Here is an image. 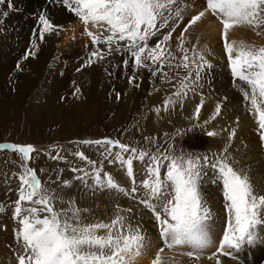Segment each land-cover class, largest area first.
<instances>
[{
  "label": "rangeland",
  "instance_id": "rangeland-1",
  "mask_svg": "<svg viewBox=\"0 0 264 264\" xmlns=\"http://www.w3.org/2000/svg\"><path fill=\"white\" fill-rule=\"evenodd\" d=\"M8 2L9 0H5V4L0 5V144L32 145L35 151L31 154V159L25 161L18 152L0 149V262L17 264L18 255L22 252L17 240V232L22 226L14 212L20 184L18 175L22 172L21 165L27 163L36 171L42 186L47 187L49 192L54 194L56 210L70 208L72 205L67 202L73 201L75 207L85 210L82 213L84 223H110L119 212L121 216L128 218L127 222L134 228L138 227L156 240L157 253L154 251L151 253L152 260L159 254L162 257V264H197L199 259L187 255L191 250L190 246H176L171 249L166 247L159 236L154 213L141 203L145 190L138 196V200L127 197L132 202L122 204L117 201V191L95 190L91 178L88 183H82L76 177L83 173L73 172L72 169L94 172L99 168L102 170V176L105 173L111 174L117 182L119 176L129 178L126 166L121 165L119 161L112 162V156L106 151L107 145L89 144L84 141L118 140L130 148H136L138 152H146L149 155L185 152L212 156L213 153L220 154L227 148L231 160L235 161V166L249 170L248 174L251 180H254L253 183L264 189V141L260 138L258 114L256 116L254 112L248 111L250 101L244 99L239 89L242 86L241 82L238 83L237 80V83H234L233 77L228 79L231 87L236 85L235 88L239 93L233 101L225 102L228 105L227 109L233 110L236 107L250 120L251 133L248 130L247 139H244L249 141V144L244 150L245 154H242L246 158L241 154L238 157L236 154L234 138L233 140L220 135L207 136L206 133L213 130L207 128L205 120H202L203 110L200 111L199 118H195L196 108L200 104L195 103L192 111H187L182 96L174 95L179 90L183 77L188 75V70L182 67V57L185 52L190 58L195 57L197 61L201 53L206 57L205 48L196 44L197 42H192L190 38L192 34H198L199 31L194 29L201 27L200 24H205L210 19H218L206 10V0H178L179 7L172 11L170 27L160 25L158 34L151 37L148 42L150 47H154L164 40V36L171 29H175L171 39L162 45L164 56L161 61L155 64L148 61L149 67H137L134 65V58L130 55L118 51L108 54L106 44L93 43L91 37L87 35L85 24L61 6L59 0H11L13 5L11 9L8 8ZM4 11L9 13L7 17L2 15ZM200 11H205V16L184 33L183 30L191 17ZM42 13L58 26L53 33L45 34V41L39 39L42 27L39 24V15ZM71 30L72 34L66 45L63 42L64 37ZM87 30L98 32V29L92 25H88ZM181 34L183 40L188 39L183 43L185 51H181ZM242 36L244 35L234 37V40L230 38L229 41L256 47L264 46V28L254 30L249 27L247 34ZM49 39H56L57 42H53V46L48 48ZM214 40L208 50L213 52L210 56L214 60L212 62L217 65L207 69L205 74H208V78L218 81L221 69L225 70L223 65L225 61L220 63L221 61L215 60L220 56L225 58L227 63L229 61L226 58L222 33L220 35L218 33ZM51 48L53 50L49 53ZM97 50L104 53V59L91 55ZM40 57L45 60L42 62ZM125 60L128 61L127 65L124 63ZM34 62H40V67H34ZM161 63H163L162 70ZM34 68L37 70H33ZM132 77H135V80H131ZM5 92L12 94L10 102L1 98L5 96L3 95ZM170 97L173 102L165 109L164 101ZM215 99L212 101L217 102L212 103L225 107L223 102L225 99ZM257 136L259 138H256ZM225 140L227 141L224 142ZM111 151L115 154L121 150L118 146H114ZM76 153H83L87 160ZM121 154L128 158L131 152ZM251 155H256L257 161L255 156ZM88 160L94 161L95 165H90ZM250 160L253 163L248 162ZM259 160L263 164L258 162ZM148 164L147 157L143 162L134 160V175L142 172L144 175L142 179H145L144 171ZM165 171L166 167L162 168V177ZM206 171L202 191L207 203L214 193L223 201L218 213L209 206L213 213L216 212L211 231L213 250L216 252L223 231L227 227V214L221 194L222 184L213 183V171L211 169ZM126 204L129 206H125ZM32 206L34 205L30 202L22 204V207ZM36 207L42 206L36 205ZM129 209L131 211H128ZM44 215L47 213H40L41 217ZM261 231L264 232V228ZM100 234H104V230H101ZM161 248L164 249L162 253ZM257 248L264 249V243L245 245L239 253L230 250L233 251L235 258L222 257L219 254L215 257L229 261L241 257L251 264H256L260 260L264 262V256L257 251ZM201 257L202 254L199 258Z\"/></svg>",
  "mask_w": 264,
  "mask_h": 264
},
{
  "label": "snow or ice",
  "instance_id": "snow-or-ice-1",
  "mask_svg": "<svg viewBox=\"0 0 264 264\" xmlns=\"http://www.w3.org/2000/svg\"><path fill=\"white\" fill-rule=\"evenodd\" d=\"M59 2L85 24L87 35L93 43L106 44L108 54L118 51L130 55L137 67H149L148 61L153 64L161 61L164 56L162 45L171 39L175 29H171L164 36V40L154 47H150L148 42L158 34L160 25L170 27L172 11L179 7L178 0ZM4 4L5 0H0V5ZM12 7L9 0L8 8ZM206 10L217 16L222 24L224 49L233 81L241 82L240 91L244 99L250 101L249 111L258 114L260 138L264 141V46L256 47L229 41V32L235 27H250L254 30L264 28V0H206ZM8 14L7 11L2 12L4 17ZM204 16L205 11L193 15L183 30L184 33ZM39 24L42 26L39 32L41 41L46 33H53L58 27L43 13L39 15ZM88 25L97 28L98 32L87 30ZM183 43L181 34V51H185ZM91 55L104 59V53L100 50L92 52ZM182 61V67L188 70V75L183 77L179 90L174 94L176 97L185 95L187 90L202 78L203 72L212 67L203 53L199 54L197 61L185 52ZM124 63L127 65L128 61L125 60ZM131 80H135V77ZM172 102L171 97L165 100L164 108L167 109ZM202 107L203 101L196 108L197 119ZM220 113L221 107L217 105L212 119ZM206 134L209 137L218 135L215 131H208ZM235 135L236 131L233 129L229 139ZM84 143L107 145L106 151L112 156V162L119 161L121 165L126 166L133 183L134 160L143 162L145 157L148 158L146 178L142 181L145 191L141 203L154 213L159 236L167 248L190 246L191 250L187 255L199 259V253L213 245L211 231L214 213L202 191L207 169L214 173L213 183L222 184L227 214V227L216 252L212 255L235 258L230 250L240 252L245 245L264 242V232L261 231L264 228V189L257 188L247 169L235 166L227 148L220 154L213 153L212 156L185 152L149 155L146 152H138L136 148H130L118 140L105 139ZM114 146H118L121 151L113 154L111 148ZM0 149L18 152L25 161L30 160L35 151L32 145L17 144H0ZM129 151L131 155L128 158L121 154ZM76 155L87 160L83 153ZM88 163L95 165L91 160H88ZM165 167L166 171L162 177L161 170ZM21 168L22 172L18 175V200L14 212L22 226L17 232V240L22 249L18 255V264H135L136 259L143 254L146 237L138 227L134 228L127 222V217L116 213L110 223H84L82 213L85 210L75 207L73 201L67 202L72 205L70 208L56 210L54 194L42 186L36 171L27 163L22 164ZM72 171L83 173L76 177L82 183H88L91 178L95 190H114L131 194L114 180L111 174L105 173L102 176V170L99 168L94 172L77 168ZM136 191V188L131 189V192ZM23 202H30L34 206L22 207ZM41 212H46L47 215L41 217ZM101 230H104V234H100ZM163 251L161 248L160 252ZM153 264H162L159 254ZM216 264H221L219 259Z\"/></svg>",
  "mask_w": 264,
  "mask_h": 264
},
{
  "label": "bare ground",
  "instance_id": "bare-ground-1",
  "mask_svg": "<svg viewBox=\"0 0 264 264\" xmlns=\"http://www.w3.org/2000/svg\"><path fill=\"white\" fill-rule=\"evenodd\" d=\"M75 16V15H74ZM199 26V25H198ZM201 27H199L198 29H194V31H199L197 35H194L192 34V36L190 37L191 38V41L192 42H197L196 44L198 45H202L203 48H205V53L207 52L206 54V58L207 60L210 61V63L212 64V66L214 65H217L216 63L212 62L214 60H212V57L210 56V54H212L213 52L211 50H208V48L210 49L211 46L213 45L214 43V38L216 37V35L219 33V35L222 33L223 29H222V24L220 22L219 19H216V20H213V19H210L208 20L205 24H200ZM72 27V26H71ZM249 27H235L234 29L230 30L229 32V39L230 38H233L234 40V37H240V35H244L247 34V30H248ZM250 32V31H249ZM189 33V32H188ZM193 33V32H192ZM72 34V30L70 31V33L64 37V41L65 44L67 45V42L69 41V36ZM47 35V34H46ZM256 35V34H255ZM7 36V35H6ZM242 36V37H244ZM247 36V35H246ZM186 37V36H185ZM257 37V35L255 36ZM258 39V37H257ZM7 40V38H6ZM68 40V41H67ZM188 41V39H185ZM183 40V41H185ZM231 40V39H230ZM232 40V41H233ZM45 41V40H44ZM56 39L54 40H50L48 41V48L51 46H53V42L55 43ZM67 41V42H66ZM185 41V42H187ZM190 41V40H189ZM244 41V40H242ZM257 41V40H256ZM57 42V41H56ZM191 42V43H192ZM193 43V44H194ZM216 45V44H215ZM199 47V46H198ZM60 49V48H59ZM52 48L48 51L49 53L52 52ZM41 51V50H40ZM44 51V50H43ZM46 51V49H45ZM209 51H211V53H209ZM47 54V53H46ZM219 54V52L217 53ZM45 55V54H44ZM50 56V54H49ZM52 56V55H51ZM209 56V57H208ZM216 56V55H213V57ZM45 58V57H44ZM227 58V57H226ZM42 62L45 60L43 59L42 57L39 58ZM38 60V61H40ZM225 63L223 64L225 66V70L221 69V74H220V79L218 81H216L215 79H210L208 78V74H205V70L202 74V78L199 79L198 81L195 82V84L190 87L186 94L185 95H182V98L184 101V107L187 111H192V108H193V105L195 103H198L200 104L201 101H203V107L201 110H203V113H202V117L204 119L202 120H205V121H208L207 124V128L209 129H212L213 131L217 132L218 135L220 136H223V138L225 137H230L231 135V131L233 129H235L236 131V135L235 137H233L235 139V147L237 148V152L236 154H238V157L241 156L242 154H245L244 153V150L247 149L246 147H248L247 144H249V141H245L244 139H247V134H248V130L249 129V123H250V120L243 116L244 114H242L240 112V109H237L235 106H236V103H235V109L233 108V110L231 108L227 109V106L226 105L227 103L225 101H233L234 99H236L238 97V91L237 89L234 87H231L230 85V82L228 81V79L232 78V74H231V69H230V65L229 63L226 62V59L223 58V57H218L215 61L216 62H219L221 61L220 63L224 62ZM34 61V60H33ZM36 61V60H35ZM35 66L34 67H37L39 68L41 63L37 62L35 63ZM39 66V67H38ZM33 70H37L36 68H34ZM206 75V77H205ZM201 80V81H200ZM228 81V82H227ZM237 83V82H236ZM240 83V81L238 82ZM241 84V83H240ZM240 89V88H239ZM3 95H5L4 97H1L3 98V100L5 101H9L10 102V98L12 96V94H10L9 92H5L3 93ZM243 96V95H242ZM215 98H223L225 99L224 101L223 100H220V101H223L224 102V106L226 107H221V113L220 115L216 116L215 119H212L213 115L215 114V110H216V105L215 103H212V99H215ZM240 98V97H239ZM10 99V100H9ZM241 99V98H240ZM216 100V99H215ZM220 101L218 103H220ZM240 101V100H239ZM214 102H217V101H214ZM237 102V101H235ZM183 103V102H182ZM239 103V102H238ZM229 104V103H228ZM221 105V104H220ZM230 105V104H229ZM240 105V104H239ZM238 105V107H239ZM231 106H232V103H231ZM195 109V108H194ZM183 110V108H182ZM249 111V110H248ZM246 115V113H245ZM253 115V114H252ZM255 115V114H254ZM251 116V115H250ZM257 116V114H256ZM249 117V116H248ZM193 118V117H192ZM196 118V117H195ZM254 118V117H253ZM194 119V118H193ZM258 124V123H257ZM202 125V124H201ZM259 126V125H258ZM257 126V127H258ZM251 128V127H250ZM252 129V128H251ZM255 130V129H254ZM257 130V129H256ZM255 130V131H256ZM205 131V130H204ZM250 133H251V130H250ZM255 134L253 133V136ZM250 135H248L249 137ZM251 138V137H249ZM254 138V137H252ZM256 138H259L258 136ZM224 140V139H223ZM255 140V139H254ZM253 140V141H254ZM260 140V139H258ZM227 140H225L224 142H226ZM251 141V140H250ZM256 141V140H255ZM223 142V141H222ZM250 143H253L254 142H250ZM258 143V142H257ZM226 144V143H225ZM256 144V143H255ZM257 145V144H256ZM255 147H260V146H256ZM254 145H252L253 147ZM250 147V146H249ZM235 149V148H234ZM254 149V148H253ZM236 150V149H235ZM249 151H251V149H249ZM235 152V151H234ZM247 152V151H246ZM252 152V151H251ZM247 153H250V152H247ZM257 153V152H255ZM254 153V154H255ZM233 154V153H232ZM241 154V155H240ZM258 155L257 156H260L259 153H257ZM244 156V155H242ZM253 156V155H251ZM255 156V160H256V155ZM253 156V157H254ZM237 157V155H236ZM235 157V158H236ZM245 157V156H244ZM242 157V158H244ZM252 157V159H253ZM246 158V157H245ZM247 159H249V157H247ZM241 160V159H240ZM244 160V159H242ZM241 160V161H242ZM246 161V160H245ZM257 161V160H256ZM250 163H253L250 161H248ZM246 162V163H248ZM260 163L263 164V162H261L260 160L258 161ZM249 164V163H248ZM261 164V165H262ZM246 165V164H245ZM250 165V164H249ZM260 165V164H259ZM264 165V164H263ZM247 166V165H246ZM258 168V167H257ZM261 169V167L259 168ZM253 170V168H252ZM251 170V171H252ZM257 170V169H255ZM249 171V170H248ZM261 171V170H260ZM262 171H263V166H262ZM138 172V171H137ZM145 172V171H144ZM256 172V171H255ZM264 174V173H263ZM124 175V174H123ZM127 175V174H125ZM129 176V175H128ZM143 173L141 172L140 174L136 173L134 175V178H135V183H133L132 179L127 178L126 176L125 177H118V182L119 184L128 190L129 193L131 194H126L125 192H122V191H117V201L119 203H128L129 202H132V200H130L129 198L127 197H130V198H133V200H138V196L140 194H142V191L144 190L143 187H142V181L144 179H142L143 177ZM144 178V177H143ZM254 181V180H252ZM255 183V182H254ZM259 184V182H256ZM256 185V184H255ZM260 185H258V189ZM221 187V186H220ZM261 187V186H260ZM132 188H136L137 191L136 192H131V189ZM213 188V187H212ZM216 187H214L215 189ZM216 190H218L216 188ZM220 190V189H219ZM213 191V190H212ZM221 191V190H220ZM108 192V191H107ZM211 192V190H210ZM215 192V191H214ZM213 192V193H214ZM218 192V191H217ZM212 193V194H213ZM94 194V193H93ZM110 194V193H109ZM211 194V193H210ZM217 194V193H216ZM219 194V193H218ZM222 194V193H221ZM115 195V194H114ZM220 195V194H219ZM102 196V195H101ZM101 198V197H100ZM222 198V197H221ZM208 199V198H207ZM112 200H113V197H112ZM223 201H221L219 198H217L215 196V193H214V196L212 198L209 199L208 201V205L214 209L217 213L218 211L220 210L221 206H223L222 204ZM129 204V203H128ZM120 206V205H119ZM125 206H129V205H125ZM101 209V208H100ZM119 209V208H118ZM225 210V209H224ZM102 212V211H101ZM214 212V213H216ZM104 213V212H103ZM119 213V212H118ZM218 216V215H217ZM108 217V216H107ZM227 217V216H226ZM97 219V218H96ZM99 219V218H98ZM224 220V219H223ZM106 221V220H105ZM219 223H222V222H219ZM144 234V236L146 237V247L145 249L143 250V254L138 257L135 261V264H153V261L154 259L152 260L151 259V253H153V251L155 253H157V248H156V240L153 238V236L151 235H146L144 232H142ZM152 237V239L150 237ZM264 243V242H263ZM217 244V243H216ZM158 246V245H157ZM160 246V245H159ZM213 247L214 245H212L211 247H209L208 249H205L203 250L202 252H200V256L201 254L203 255V257L199 258L198 260V263L197 264H216V261L217 259L220 260L221 264H251L249 262H245V260L243 258H239L235 261H229L228 259H224V258H216L215 256H213V252H215L213 250ZM257 247V246H256ZM159 248V247H158ZM182 249V248H181ZM184 249V248H183ZM258 252H260L262 254V256H264V249L262 248H257ZM156 250V251H155ZM187 251V250H185ZM184 251V253H185ZM256 251V252H257ZM183 253V254H184ZM237 253V252H236ZM239 253V252H238ZM180 255V254H178ZM177 255V256H178ZM184 256V255H183ZM199 256V257H200ZM238 256V255H237ZM211 257V258H210ZM221 257V256H220ZM223 257V256H222ZM181 259V258H180ZM195 261V260H194ZM184 262H187V261H184ZM245 262V263H244ZM190 263V262H189ZM194 263V262H193ZM0 264H14L13 262H8V261H4V262H0ZM18 264V263H17ZM195 264V263H194ZM256 264H264V262H262V260H260L258 263Z\"/></svg>",
  "mask_w": 264,
  "mask_h": 264
}]
</instances>
